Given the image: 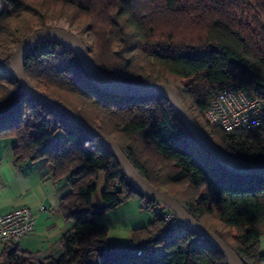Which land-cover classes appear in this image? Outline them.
Instances as JSON below:
<instances>
[{"label": "trees", "instance_id": "trees-1", "mask_svg": "<svg viewBox=\"0 0 264 264\" xmlns=\"http://www.w3.org/2000/svg\"><path fill=\"white\" fill-rule=\"evenodd\" d=\"M251 1L244 6L241 0H0V138H14L17 164L45 159L54 181L71 182L60 210L74 223L60 238L57 255L7 244L0 264H143V258L146 264H228L213 243L193 230L172 241L162 258L138 256V249L162 240L163 222L157 217L136 228L130 244L113 243L108 227L97 218L145 194L110 151L24 90L11 73L10 57L21 40L47 28L48 21L66 19L110 77L173 85L217 146L264 164V126L227 131L204 119L210 92L225 84L242 80L264 98V0ZM25 18L35 20L37 29L19 26ZM25 73L34 86L116 142L154 186L186 184L183 192L166 191L239 256L264 264V177L222 168L192 137L167 98L105 91L92 82L70 48L55 42L27 53ZM151 155H158L167 169L148 165ZM101 172L103 203L97 205L93 195ZM154 202L149 197L147 208ZM205 216L235 229L234 243L204 223Z\"/></svg>", "mask_w": 264, "mask_h": 264}, {"label": "water", "instance_id": "water-1", "mask_svg": "<svg viewBox=\"0 0 264 264\" xmlns=\"http://www.w3.org/2000/svg\"><path fill=\"white\" fill-rule=\"evenodd\" d=\"M45 42H55L70 48L84 67L92 82L99 88L123 95H158L167 98L176 116L188 129L192 137L219 163L225 170L236 175L264 177V164L248 161L222 150L217 146L202 127L196 122L188 108L182 102L176 87L170 84L128 83L119 82L106 74L91 57L84 41L74 32L60 27L37 29L26 36L15 48L10 57L11 73L20 82L24 90L33 97L48 104L53 109L77 124L90 137L110 151L117 159L133 186L143 194L162 201L183 219L200 237L213 243L222 252L228 264H250L239 256L234 249L220 236L199 222L187 209V206L165 190L154 186L130 161L121 147L113 140L105 137L96 128L72 111L58 99L48 95L33 85L25 73L27 53Z\"/></svg>", "mask_w": 264, "mask_h": 264}, {"label": "crops", "instance_id": "crops-1", "mask_svg": "<svg viewBox=\"0 0 264 264\" xmlns=\"http://www.w3.org/2000/svg\"><path fill=\"white\" fill-rule=\"evenodd\" d=\"M14 144V138H0V214L18 206L30 207L36 226L32 234L22 238L20 250L57 255L60 238L74 225L60 210V201L71 191V182L54 181L45 159L17 164L12 152ZM263 239L264 236L261 244ZM4 247L0 244V254Z\"/></svg>", "mask_w": 264, "mask_h": 264}, {"label": "built area", "instance_id": "built-area-1", "mask_svg": "<svg viewBox=\"0 0 264 264\" xmlns=\"http://www.w3.org/2000/svg\"><path fill=\"white\" fill-rule=\"evenodd\" d=\"M204 118L211 127H221L227 131L263 127L264 98L257 96L244 81H234L210 92ZM148 209H151V213L163 222V229L160 232L162 240L138 249L136 254L162 258L172 241L185 236L192 229L162 201L155 200ZM35 226V216L28 206H18L1 213L0 244L19 246L23 237L33 233Z\"/></svg>", "mask_w": 264, "mask_h": 264}, {"label": "rangeland", "instance_id": "rangeland-1", "mask_svg": "<svg viewBox=\"0 0 264 264\" xmlns=\"http://www.w3.org/2000/svg\"><path fill=\"white\" fill-rule=\"evenodd\" d=\"M244 3V6H251L252 1L251 0H241ZM240 17V13H239ZM244 20H249L247 17H244ZM36 21L28 18L23 19L19 26H23L25 24H30L33 26L34 29H37V26L35 25ZM48 27H60L67 29L69 31L74 32L78 36L81 35L80 31L77 30L75 27L71 26L70 23L66 19L61 20H55V21H48L47 22ZM80 37V36H79ZM205 119V118H204ZM29 121V119H28ZM206 121V120H205ZM148 165L153 166L154 168H159L163 166L165 169H167V164L159 160L158 155H151V158L149 159ZM104 173L101 172L99 175V179L97 182V190L93 195V202L97 205L103 203L102 197H101V191L104 187ZM186 184H180L175 185L173 187H170L167 184L162 185L160 189L167 190L172 189L175 192H183L186 189ZM188 189L184 193H189ZM207 190V188H205ZM149 199V196H140L135 195L131 198H128L124 200L120 205H118L116 208L108 211L105 215L100 216L97 218V221L107 226L109 229V237L110 240L117 244V245H128L130 244L134 231L136 228L148 226L150 223L155 221V216L151 213V209L149 210L147 208V200ZM202 221L206 223L209 227L214 229L216 233L222 234L224 237L228 239L231 243H234V236L236 235V230L227 228L220 222H218L216 219L212 218L211 216H205L202 218ZM195 232V231H194ZM261 249L264 250V239L262 240ZM142 263L146 264L147 259L143 258Z\"/></svg>", "mask_w": 264, "mask_h": 264}]
</instances>
